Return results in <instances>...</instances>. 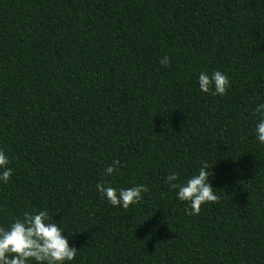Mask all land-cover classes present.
Returning a JSON list of instances; mask_svg holds the SVG:
<instances>
[{"label": "trees", "instance_id": "trees-1", "mask_svg": "<svg viewBox=\"0 0 264 264\" xmlns=\"http://www.w3.org/2000/svg\"><path fill=\"white\" fill-rule=\"evenodd\" d=\"M217 70L224 95L201 92ZM259 103L264 0H0V226L46 210L65 264H264ZM202 162L219 199L189 215L165 177ZM99 180L148 191L113 207Z\"/></svg>", "mask_w": 264, "mask_h": 264}, {"label": "clouds", "instance_id": "clouds-1", "mask_svg": "<svg viewBox=\"0 0 264 264\" xmlns=\"http://www.w3.org/2000/svg\"><path fill=\"white\" fill-rule=\"evenodd\" d=\"M160 64L167 65L168 57L160 59ZM199 90L212 96H223L229 86V78L221 71H213L209 75L205 71L197 76ZM258 114L255 122V138L264 145V103H259L253 109ZM8 155L0 149V183L8 182L12 168ZM119 161L104 168V175L111 177L118 170ZM210 166L202 162L198 171L182 183L177 181V172L171 171L166 177L168 186L175 189L178 201L187 202L191 209L187 214L196 215L201 204L215 203L219 196L209 182ZM96 191L113 207L127 209L129 205L137 204L148 191L144 184H135L127 188L110 186L107 181L99 180ZM187 211V209H186ZM65 232L52 222L46 210L25 211L22 218L14 219L7 228L0 226V264H65L73 260L77 250L70 246Z\"/></svg>", "mask_w": 264, "mask_h": 264}]
</instances>
